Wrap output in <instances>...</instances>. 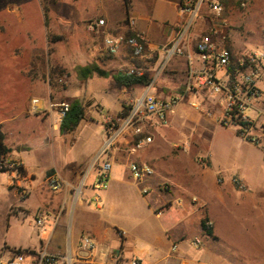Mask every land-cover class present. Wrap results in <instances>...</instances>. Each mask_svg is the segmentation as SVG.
Instances as JSON below:
<instances>
[{"label":"rangeland","instance_id":"obj_1","mask_svg":"<svg viewBox=\"0 0 264 264\" xmlns=\"http://www.w3.org/2000/svg\"><path fill=\"white\" fill-rule=\"evenodd\" d=\"M40 2L47 23L46 43H38L32 49H5L4 53H9V56L0 58V125L4 142L11 150L2 170L14 166H20L24 170L21 174L16 171L0 172V259L9 254L7 252L9 248L24 249L26 245H33L38 249L40 242L45 244L48 240L49 233L52 231L51 224L47 223L44 229L39 230L32 220L36 215L45 213L43 204L49 198H60L58 199L61 203L59 204L62 205L60 209L64 212L65 201L61 192L54 193L50 190L51 177L65 180L72 187L80 186L83 182L81 200L85 208L101 214L106 213L113 204L115 188H124L127 204L132 205L138 220L144 219L146 223H151L154 227H157L160 222L149 215V211L144 206L147 197L141 192L142 186L135 185L125 166L119 167L120 169L112 166L111 178L106 182L105 190L96 191L92 187L96 167L101 166L102 163L100 160L96 164L95 159L102 145L105 129L117 126L118 119L127 112L130 102L140 94V89L130 94L127 100H122V109L119 111H113L106 104L101 103L100 96L95 92L101 89V85L97 82L103 80L96 76L84 81L79 80L75 68L85 66L79 65L84 62L74 57L69 58L71 51L74 52L78 44L77 29L74 26L70 29L65 27L66 21L61 18L58 2L53 0ZM224 5L226 12L224 17L229 25L227 32L234 49L264 51V0L254 3V6H250L251 8L247 11H245L246 8H239L238 4L232 0H226ZM48 7L53 9L51 17L45 9ZM162 59L163 55L160 57L158 66ZM84 61L86 65L91 64L87 59ZM137 68L145 70L143 67L137 66ZM145 68L144 72H151L154 75L153 62ZM110 85L117 93L122 90L117 89L111 78ZM104 90L108 92L106 88ZM108 94L106 93L102 100L108 99ZM74 99H78L84 105V119L75 131L61 134L59 131L61 119L58 112L61 104H68ZM110 99H112L111 94ZM195 121L198 122L195 123ZM155 127L147 128L146 133L151 136L153 145L160 142L162 149L155 152L157 157L161 155L171 158L180 152H192L186 145L191 136L192 141L199 139L197 147L200 148L193 151V158L197 164H199V158H206L204 153L208 151L214 168L220 167L227 172L243 169L249 184L264 183V172L260 170L264 162L262 157L264 153L253 145L243 143L232 128L217 125L213 118L205 120L190 107L179 105L173 123L164 128L169 132L165 138L162 133H159L158 139ZM192 129L194 136L190 132ZM125 138L128 140L126 147L131 146L133 138L129 135ZM146 153L145 147L138 149L137 156L134 155L131 161H138L139 155ZM120 173L122 182L116 181L118 176L113 177ZM223 175L224 173L218 175L216 185L223 186L225 182ZM234 176L235 174L230 176V188L233 189L228 193L227 205L225 204L231 210L232 216L227 214L229 210L226 209L214 212L221 238L217 244L220 254L228 256L230 264H234L237 259L242 261L240 264H264V192L258 193L260 198L258 207L250 208L248 201L235 204L237 201L235 199L247 193L249 188L242 179L243 187H238L233 182ZM162 187L165 192L170 188L165 184ZM3 188H10L9 195ZM109 188L113 190L110 192ZM96 193H99L101 197L100 211L91 202ZM13 194H19L18 198L22 200L28 199L29 207L26 205L27 209L29 208L28 211L17 204L12 197ZM193 199L197 200L191 198V204L198 206V200L197 203H193ZM216 207L215 205V209ZM20 211L29 215L27 219L32 218L31 224L27 223L28 221H21L23 214L19 215ZM89 217L91 216H86L87 220ZM222 217L225 218L223 222ZM87 235L86 230L77 233L79 239ZM202 236L206 235L202 232ZM199 237L197 238L201 240L206 238Z\"/></svg>","mask_w":264,"mask_h":264},{"label":"crops","instance_id":"obj_2","mask_svg":"<svg viewBox=\"0 0 264 264\" xmlns=\"http://www.w3.org/2000/svg\"><path fill=\"white\" fill-rule=\"evenodd\" d=\"M40 1L42 0H0V58L9 56V53H4L5 49H32L38 43H46L47 23ZM53 1L59 3L61 18H64L67 25L65 27L70 29L74 26L79 35L75 51H71L69 58L74 57L76 60L84 62L79 65H86L84 60L87 59L89 60L88 63H95L112 75L125 73L137 66L146 70L145 67L152 62L155 75L156 66H158L162 56V49L172 42L184 21V17L178 8L180 0H128L127 6L124 0ZM260 1L250 0L245 11ZM45 9L51 17L53 9H49V7ZM54 13L56 12L54 11ZM128 19L134 20L133 27L129 26ZM97 20H104V26L90 28ZM208 25L207 20L197 21L193 28L194 35L204 34ZM133 30L143 33L145 36L148 46V53L145 58L132 59L129 50L125 47L119 48L115 54L108 52L104 44L105 38L109 36L127 37ZM195 36L193 37L195 38ZM193 45L194 43L188 38L184 39L181 44L184 55L175 56L157 75L152 88L154 95L162 98L182 90L188 69L185 55L192 54ZM98 78L103 81L97 82L101 85V89L95 93L100 96L101 103L106 104L113 111L121 110L122 100H127L130 94H134L139 89L122 88L117 93L111 88L110 78ZM140 91L142 90L140 89ZM106 93H109V98L102 100ZM110 94L112 99H110ZM178 107L165 127H155L158 139L159 133H162L164 138L169 134L164 128L173 123L174 116L178 113ZM199 117L208 119L201 115ZM197 122L195 121V123ZM190 132L194 136L193 129ZM198 142L199 139L192 141V137L189 136L186 145L192 152H180L171 158L161 155L157 157L155 152L162 149L159 145L160 142H157L156 145L151 142L152 144L144 146L146 154L139 155L138 161H131L133 156L137 154V150L134 153L129 152L131 146L126 147L128 140L122 138L119 147L115 148L117 151L111 153V164L117 169L125 166L129 172V162L148 165L152 168L153 175L144 183L148 192L142 194L147 197L144 206L149 211V215L160 221L157 227L151 223H146L144 219L138 220L136 218L132 205L127 204L124 188H115L113 204L104 214L88 210L82 200L73 201L71 191L64 190L61 192L65 201L64 212H61L62 209H60L62 206L59 202L60 198H49L43 204L45 210L43 214L47 216L52 231L49 233L45 244L40 242L38 249H46L61 255L71 254L75 257L73 264H129L130 260H137L139 264H230L229 257L220 254V248L217 245L221 238L217 227L218 220L214 212L221 211V209L229 210L226 207V202L229 197L228 193L233 189L230 188V176L232 174L239 176L249 188L247 193L235 199L237 200L235 204L238 202L243 204L241 202L248 201L250 208L258 207L260 203L258 193L264 192V183L249 184L243 169L227 172L220 167L214 168L208 151L204 153L207 161L206 166L197 164L193 158V151L200 148L197 147ZM4 144L8 148L5 142ZM260 170L264 172V162H262ZM222 173H224L225 182L223 186H218L216 179ZM113 177H117L116 181H123L121 173L115 174ZM164 184L170 187L166 192L162 189ZM3 189L9 195L10 188ZM109 189L110 192L113 190V188ZM138 192L140 193V190ZM18 195L13 194L12 197L15 198L17 204L28 211V199L22 200L20 197L18 198ZM191 198L198 200V206L191 204ZM215 205L220 209L217 207L215 209ZM98 210L100 211L101 208ZM231 213V210L227 211L229 216H232ZM18 214H23L21 221H28L29 224L34 223L35 218L31 222L30 219L32 218L27 219L29 216L27 213L20 211ZM88 215L91 217L87 220L86 216ZM204 217L212 222V236H202L200 222ZM224 219L222 217L221 221L223 222ZM83 230H86L97 244V248L92 254L82 251L78 247L80 239L77 237V233ZM199 236L206 238L201 240L200 248H193L190 242ZM173 244L177 246L175 252L171 251ZM24 247V249L38 250L33 245ZM19 248L22 249V247ZM117 251L122 252L123 257L122 261L118 263L113 260V255ZM240 262L242 261L237 259L234 264H240Z\"/></svg>","mask_w":264,"mask_h":264},{"label":"built area","instance_id":"obj_3","mask_svg":"<svg viewBox=\"0 0 264 264\" xmlns=\"http://www.w3.org/2000/svg\"><path fill=\"white\" fill-rule=\"evenodd\" d=\"M232 1L242 9L247 8L250 2ZM178 8L184 17L182 27L172 42L162 49L163 59L152 81L130 102L127 112L118 119L117 126L105 129L103 142L95 159L96 164L100 160L102 162L101 166L96 167L92 183L96 191L104 190L109 180L112 168L111 153L120 140L126 135L133 138L129 150L131 153L150 144L152 138L146 133V129L167 125L179 105H186L201 116L213 118L221 127L232 128L242 142L264 152V51L234 49L227 32L229 25L224 17L225 5L221 0H180ZM201 20H207L209 25L204 34L195 36L193 28L195 23ZM128 24L133 27L134 20L128 19ZM102 26L104 20H97L90 28ZM185 38L194 43L192 54L185 55L188 64L186 82L179 93L159 98L153 94L154 80L175 56L184 55L181 44ZM104 44L110 54H115L121 47L127 48L134 60L145 58L148 53L144 34L134 30L127 37L109 36L104 39ZM144 71L142 68L133 67L125 74L142 76ZM61 105L58 115L62 120L68 110V104ZM198 163L206 166V158H199ZM128 169L134 183L142 186L141 192L147 194L148 190L144 183L153 175L152 168L129 162ZM241 181L239 176L233 177V182L240 188L243 187ZM82 185L83 182L80 186L72 187L67 181L55 177L49 180L51 191L59 193L70 190L75 202L81 201ZM91 202L96 209L101 208L99 193L93 195ZM192 202L197 203V200L193 199ZM47 223V216L43 213L34 219V225L39 230L44 229ZM211 225L209 220L205 222L206 228H211ZM190 245L193 248H200L201 239L195 238ZM78 247L92 254L97 244L87 235L81 237ZM176 249L177 246L173 244L171 251L175 252ZM7 252L9 254L0 259V264H73L75 260L71 254L61 255L42 248L38 250L12 248ZM122 259L120 251L113 255L116 263ZM129 264L139 263L137 260H130Z\"/></svg>","mask_w":264,"mask_h":264},{"label":"trees","instance_id":"obj_4","mask_svg":"<svg viewBox=\"0 0 264 264\" xmlns=\"http://www.w3.org/2000/svg\"><path fill=\"white\" fill-rule=\"evenodd\" d=\"M126 6L128 5V0H124ZM224 4L226 0H221ZM76 76L79 80L84 81L87 79L92 78L94 75L101 77V78H111L116 85L117 89H131V88H139L144 89L146 86L150 84L152 81V73L145 72L142 76H134V75H127L125 73L115 74L112 75L108 71L101 69L97 64L91 63L85 66H77L75 68ZM85 111L84 105L78 99H74L68 103V110L65 113L64 117L62 118L59 131L61 134L71 133L75 131L78 127L79 123L84 119ZM11 150L7 148L4 144V134L1 131L0 125V172L5 171H16L18 174L24 173L22 167L14 166L13 168H5L3 169V164L7 159V156ZM13 163V162H11ZM207 218L204 217L201 222L200 226L202 231L206 236H212L211 228H206L205 222Z\"/></svg>","mask_w":264,"mask_h":264}]
</instances>
